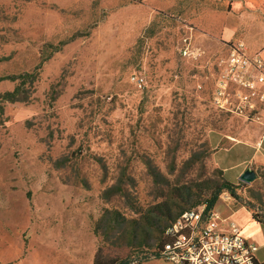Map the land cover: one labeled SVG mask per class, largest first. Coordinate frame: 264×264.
<instances>
[{
    "label": "rangeland",
    "instance_id": "rangeland-1",
    "mask_svg": "<svg viewBox=\"0 0 264 264\" xmlns=\"http://www.w3.org/2000/svg\"><path fill=\"white\" fill-rule=\"evenodd\" d=\"M215 7L226 0H0L1 261L37 246L39 213L65 226L56 214L73 204L97 250L144 264L173 219L225 180L237 196L219 206L255 205L264 220V168L248 184L212 161L210 137L236 112L213 95L227 48L214 51L195 19Z\"/></svg>",
    "mask_w": 264,
    "mask_h": 264
},
{
    "label": "crops",
    "instance_id": "crops-1",
    "mask_svg": "<svg viewBox=\"0 0 264 264\" xmlns=\"http://www.w3.org/2000/svg\"><path fill=\"white\" fill-rule=\"evenodd\" d=\"M242 5L240 0H226L224 9L209 8L199 12L200 17L195 19L204 21L200 27L206 34H201L216 43L214 51L224 52L227 48L228 56L235 47L243 46L245 54H259L264 58V9L253 11L252 6L248 9ZM262 114L260 122H248L245 117L234 112L230 115L232 126L221 131L222 136L210 137L214 150L212 161L225 173L238 172L241 177L248 170L255 172V168H264V142L260 145L264 138V112ZM232 152H248L249 155L240 163L232 165L228 162V154ZM219 203L220 200L214 211L220 218L238 225L242 235L258 247L257 262L264 264V223L258 222L253 210L245 205L225 202L219 206ZM53 216L46 212L39 213L37 231L33 234L37 246L32 251L26 252L19 247L16 257L3 258L0 264H94L98 240L87 210L84 212L83 208L73 204L65 207L64 213L56 214L59 223L64 219L65 226L54 225ZM144 264L172 263L161 258Z\"/></svg>",
    "mask_w": 264,
    "mask_h": 264
},
{
    "label": "built area",
    "instance_id": "built-area-1",
    "mask_svg": "<svg viewBox=\"0 0 264 264\" xmlns=\"http://www.w3.org/2000/svg\"><path fill=\"white\" fill-rule=\"evenodd\" d=\"M188 50L184 54H188ZM214 100L220 108L230 105L236 113L248 116L264 102V58L249 56L243 46L235 47L221 61ZM132 81L142 88L144 79L136 75ZM230 96L236 98L233 105ZM225 225L227 228H225ZM170 239L162 251V259L172 264H259L258 247L249 242L238 225L220 218L207 204L184 212L167 227Z\"/></svg>",
    "mask_w": 264,
    "mask_h": 264
},
{
    "label": "trees",
    "instance_id": "trees-1",
    "mask_svg": "<svg viewBox=\"0 0 264 264\" xmlns=\"http://www.w3.org/2000/svg\"><path fill=\"white\" fill-rule=\"evenodd\" d=\"M236 189L237 188H236V186L234 184H232L229 181L225 180L221 185H219L218 187L213 189L208 196L205 195V197H207V200H206L207 211L214 210L216 204L220 200L221 195L225 191L229 192L231 194V196L236 197L237 196L236 195ZM197 206L198 205H196L193 208H196ZM247 207H249L251 210H255V205L247 204ZM193 208H191V209H193ZM186 211L187 210H185V211L181 212L180 214H178L177 217L173 219V221H176L178 218H180V216ZM253 216L258 222L264 223V220L261 219L257 214H254ZM169 241H170V239L167 238L164 235V233H163L162 238L160 239V241L158 243V248L152 254L153 258H145L143 260V263L148 262L149 260H152V259H161L162 258V251L164 249V246ZM94 264H135V260H133V258H131L130 256H126V257H110V256H107V255H104L102 253L101 248H100V249L97 250Z\"/></svg>",
    "mask_w": 264,
    "mask_h": 264
},
{
    "label": "water",
    "instance_id": "water-1",
    "mask_svg": "<svg viewBox=\"0 0 264 264\" xmlns=\"http://www.w3.org/2000/svg\"><path fill=\"white\" fill-rule=\"evenodd\" d=\"M256 179V174L254 171H246L243 175H241L240 180L246 183H251Z\"/></svg>",
    "mask_w": 264,
    "mask_h": 264
}]
</instances>
